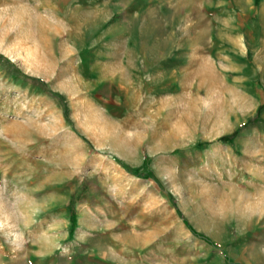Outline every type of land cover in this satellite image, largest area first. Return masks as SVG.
<instances>
[{
	"label": "rangeland",
	"instance_id": "rangeland-1",
	"mask_svg": "<svg viewBox=\"0 0 264 264\" xmlns=\"http://www.w3.org/2000/svg\"><path fill=\"white\" fill-rule=\"evenodd\" d=\"M0 55V264H264V0H0Z\"/></svg>",
	"mask_w": 264,
	"mask_h": 264
},
{
	"label": "trees",
	"instance_id": "trees-1",
	"mask_svg": "<svg viewBox=\"0 0 264 264\" xmlns=\"http://www.w3.org/2000/svg\"><path fill=\"white\" fill-rule=\"evenodd\" d=\"M0 60H7V62H10L9 59L5 58L4 56L0 55ZM22 79H25L27 80L28 82H30L31 84L35 85V86H38L40 87L42 90H44L47 94L53 96V97H56L58 98L59 100H63V97H61L59 94L57 93H53L51 92L50 90L47 89V86H46V83L41 80L40 78L38 77H34V76H29V75H22L21 76ZM66 107H64V112H66ZM260 120L259 119H256V118H251L249 119L247 122L244 123V127H247V126H251V125H257L259 124ZM123 166L129 171V172H136L138 169H134V168H131L130 166L128 165H125L123 164ZM137 174L139 176H142V177H146V178H149V179H152L154 180L155 182H157V178L155 177V175L153 174L152 171L150 170H145V169H140L139 171H137ZM171 200H174L173 197H171Z\"/></svg>",
	"mask_w": 264,
	"mask_h": 264
},
{
	"label": "bare ground",
	"instance_id": "bare-ground-1",
	"mask_svg": "<svg viewBox=\"0 0 264 264\" xmlns=\"http://www.w3.org/2000/svg\"><path fill=\"white\" fill-rule=\"evenodd\" d=\"M87 115V113H86ZM87 121V120H86ZM3 225V220L0 218V226Z\"/></svg>",
	"mask_w": 264,
	"mask_h": 264
},
{
	"label": "crops",
	"instance_id": "crops-1",
	"mask_svg": "<svg viewBox=\"0 0 264 264\" xmlns=\"http://www.w3.org/2000/svg\"><path fill=\"white\" fill-rule=\"evenodd\" d=\"M227 264H231V263H227ZM248 264H250V263H248Z\"/></svg>",
	"mask_w": 264,
	"mask_h": 264
}]
</instances>
